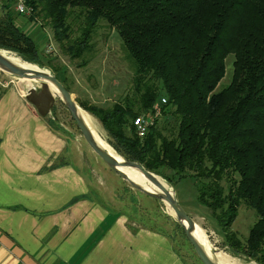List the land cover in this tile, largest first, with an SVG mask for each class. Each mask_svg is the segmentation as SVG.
Wrapping results in <instances>:
<instances>
[{
	"label": "trees",
	"instance_id": "1",
	"mask_svg": "<svg viewBox=\"0 0 264 264\" xmlns=\"http://www.w3.org/2000/svg\"><path fill=\"white\" fill-rule=\"evenodd\" d=\"M27 2L37 16L51 19L56 41L73 59H86L102 21L118 33L133 64L134 95L108 108L81 102L82 107L100 120L110 144L126 159L170 182L168 170L180 179L193 177L198 201L224 227L234 222L241 204L254 209L258 219L247 241L230 244L264 264V0ZM0 4V49L45 66L35 39ZM73 9L84 16L75 37L68 21ZM230 54L233 78L217 90ZM169 108L174 130L165 133L155 121L144 137L138 135L136 116L158 118Z\"/></svg>",
	"mask_w": 264,
	"mask_h": 264
},
{
	"label": "crops",
	"instance_id": "2",
	"mask_svg": "<svg viewBox=\"0 0 264 264\" xmlns=\"http://www.w3.org/2000/svg\"><path fill=\"white\" fill-rule=\"evenodd\" d=\"M1 77L0 264H190L172 235L100 200L68 138Z\"/></svg>",
	"mask_w": 264,
	"mask_h": 264
},
{
	"label": "rangeland",
	"instance_id": "3",
	"mask_svg": "<svg viewBox=\"0 0 264 264\" xmlns=\"http://www.w3.org/2000/svg\"><path fill=\"white\" fill-rule=\"evenodd\" d=\"M0 3L5 2L0 1ZM2 10L0 4V17H2ZM10 11L18 15L13 9H10ZM34 14L35 11L22 17L30 25L25 31L35 39L38 47L43 51L46 64L40 67L55 74L60 81L62 80L69 86L79 107L89 112L82 107L81 102H84L89 105L108 108L117 102L124 101L126 96L134 95V91H132L133 64L128 58L118 33L111 29L105 21L101 22L93 35L92 50L86 54V59H73L65 48H61L56 41L55 28L51 26V19L49 17L45 18L44 14H38L39 16ZM80 15L79 9H73L68 20L72 25L74 37L80 34V27L84 23V16ZM31 18H34V20H31ZM18 19L16 18V21ZM0 50L1 52L8 51L17 55L10 50ZM234 60L235 56L233 54L228 55L226 58V74L217 90H221L231 83ZM0 71L2 72V82L12 84L22 94L25 93L20 87V83L26 88L40 85V81L19 78L1 68ZM55 95L56 102L52 113L48 117H50L53 124L61 127L62 133L68 138L70 146L75 152L78 164L90 171L95 184L98 185L96 190L98 198L114 208L122 209L136 217L143 218L148 226L161 228L164 232L172 235L176 246L188 263L203 264L186 238L180 221L166 206L165 202L133 188L111 169L88 145L60 94L55 93ZM163 97H165L164 94L161 103H164L162 101ZM169 109L168 114L151 118L154 119L153 121H158L160 127L166 128L165 133L174 130L176 126V119L172 115L173 110H171L172 108ZM89 113L98 122L100 133L110 144L109 135L100 120L91 112ZM166 173L171 176L172 182L159 174H155L167 182L195 223L205 230L213 256L222 251L239 259V261L241 260L240 262L243 264H260L254 259L248 258L242 250L236 251L230 244L232 241L235 245L239 242L244 244L247 241L250 228L258 219L254 209L246 204H241L234 222L226 228L218 222L208 207L198 201V187L193 177L180 179L173 171L168 170ZM230 237L233 240H229Z\"/></svg>",
	"mask_w": 264,
	"mask_h": 264
},
{
	"label": "water",
	"instance_id": "4",
	"mask_svg": "<svg viewBox=\"0 0 264 264\" xmlns=\"http://www.w3.org/2000/svg\"><path fill=\"white\" fill-rule=\"evenodd\" d=\"M0 68L19 78L40 81V85L28 87L26 91H23L25 93V98L32 105H34L38 113L43 117L48 116L53 111L56 102V95L53 90L59 93L60 96L63 98V101L65 102L68 110L70 111L73 119L75 120L81 134L83 135L84 139L91 147V149L120 177L126 180L133 188L145 193L148 196L166 201L171 205V207L176 213L177 219L180 221L181 226L183 227L186 238L193 246L198 258L203 264H221L213 255H210L206 251V249L196 238L193 233L196 225L194 219L181 205L174 192L160 184V182L156 178V176L158 175L147 170L139 162L126 159L122 155L121 157L123 158V160H120L118 157L114 156L106 147H104L98 142L96 136L92 132L88 123L86 122L84 115L80 111V108L72 93L66 88V86L58 79L55 74H52L50 71L33 70L21 67L10 61L1 51ZM124 167L138 170L147 179L155 182L160 187L162 192L157 193L145 189L144 187H142L141 184L134 181V179L129 177L127 173L120 169Z\"/></svg>",
	"mask_w": 264,
	"mask_h": 264
},
{
	"label": "bare ground",
	"instance_id": "5",
	"mask_svg": "<svg viewBox=\"0 0 264 264\" xmlns=\"http://www.w3.org/2000/svg\"><path fill=\"white\" fill-rule=\"evenodd\" d=\"M1 51V50H0ZM10 61H12L13 63L24 67L26 69H33V70H44V71H48L46 69L41 68L39 65L34 64V63H30L27 61H24L21 57H19L18 55H15L14 53H10L8 51H4L2 52ZM54 93H57L55 90H53ZM58 96V95H57ZM80 111L82 112V114L84 115V118L86 119V122L88 123V125L90 126L92 132L94 133V135L96 136L98 142L103 145L104 147H106L114 156L118 157L120 160H123V158L121 157V155L119 153H117L115 151V149L108 143V141L102 136V134L99 131V127H98V122H96V120L93 118V116L87 112L86 110H84L83 108L79 107ZM120 156V157H119ZM122 171H124L125 173H127V175L129 177H131L132 179H134V181H136L137 183L141 184L142 187H144L145 189L152 191V192H157L160 193L162 192V190L160 189V187L153 181L147 179L141 172H139L138 170L132 169V168H120ZM157 180L160 182V184L162 186H164L165 188L172 190V188L167 184V182L162 179L160 176H156ZM166 206L170 209L171 212L174 213V215L176 216L175 211L173 210V208L171 207V205L164 201ZM186 223V222H185ZM194 235L196 236V238L199 240V242L202 244V246L206 249V251L212 255L213 253H211L210 251V243L208 241V237L205 233V230L202 229L197 223L195 225L194 231H193ZM214 257L221 263V264H243L242 262L239 261V259L231 257L230 255L224 253V252H218L217 254L214 255Z\"/></svg>",
	"mask_w": 264,
	"mask_h": 264
},
{
	"label": "built area",
	"instance_id": "6",
	"mask_svg": "<svg viewBox=\"0 0 264 264\" xmlns=\"http://www.w3.org/2000/svg\"><path fill=\"white\" fill-rule=\"evenodd\" d=\"M5 2L10 9H13L16 14L20 16L30 15L33 12V7L28 4L27 0H0ZM162 101L167 102L166 98H163ZM154 116L150 115H139L133 119V125L140 137H144L154 125L155 121L151 118Z\"/></svg>",
	"mask_w": 264,
	"mask_h": 264
}]
</instances>
